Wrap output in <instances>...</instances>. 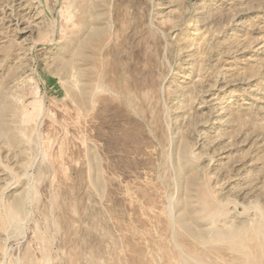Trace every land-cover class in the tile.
<instances>
[{
	"label": "rangeland",
	"instance_id": "374dc122",
	"mask_svg": "<svg viewBox=\"0 0 264 264\" xmlns=\"http://www.w3.org/2000/svg\"><path fill=\"white\" fill-rule=\"evenodd\" d=\"M0 264H264V0H0Z\"/></svg>",
	"mask_w": 264,
	"mask_h": 264
},
{
	"label": "bare ground",
	"instance_id": "6f19581e",
	"mask_svg": "<svg viewBox=\"0 0 264 264\" xmlns=\"http://www.w3.org/2000/svg\"><path fill=\"white\" fill-rule=\"evenodd\" d=\"M199 237H201V236H199Z\"/></svg>",
	"mask_w": 264,
	"mask_h": 264
}]
</instances>
